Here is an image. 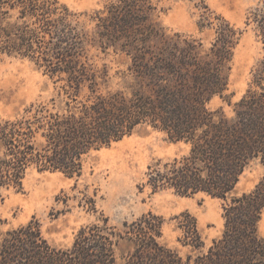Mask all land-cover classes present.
I'll return each instance as SVG.
<instances>
[{"label":"trees","instance_id":"1","mask_svg":"<svg viewBox=\"0 0 264 264\" xmlns=\"http://www.w3.org/2000/svg\"><path fill=\"white\" fill-rule=\"evenodd\" d=\"M155 0H108L103 9L78 13L60 0H0V61L4 55L29 59L55 85L48 102L0 119V188L21 191L32 170L79 177L85 159L152 127L188 152L150 165L153 193L172 190L183 197L205 194L223 201L224 229L205 251L195 216L175 217L182 255L162 243L165 220L148 212L118 229L103 223L81 228L72 248L57 250L39 223L8 233L0 264H264V176L248 192L237 187L254 164L264 169V1L247 18L263 47L252 83L232 103L229 92L235 50L243 36L202 0L200 32L168 34ZM103 55L125 59L121 88L112 87ZM217 97L232 106L213 109ZM88 204V203H87ZM93 210L96 209L93 207Z\"/></svg>","mask_w":264,"mask_h":264},{"label":"rangeland","instance_id":"2","mask_svg":"<svg viewBox=\"0 0 264 264\" xmlns=\"http://www.w3.org/2000/svg\"><path fill=\"white\" fill-rule=\"evenodd\" d=\"M78 13H93L103 9L108 0H60ZM202 0H155L158 19L168 34L195 35L205 44L213 39V31L200 32ZM264 0H205L210 9L223 15L243 31L233 59L228 94L231 101H239L250 88L253 74L263 54V47L253 26H247L249 13ZM125 59L103 55L96 58L102 66L111 67L112 87L121 88L118 70H126ZM55 94L50 78L29 59L4 55L0 61V119L11 118L31 104L48 102ZM213 109L223 107L230 114L232 106L217 97ZM184 143L171 142L152 127H139L134 134L108 148L94 152L85 159L79 177L61 172L40 173L32 170L23 189L0 188V251L9 232L39 223L41 234L57 250L72 248L81 228L103 223L104 217L118 229L143 214L153 212L164 218L162 243L176 248L182 255L191 252L178 242L181 232L175 217L185 212L196 217L205 241V251L213 240L221 237L224 229L223 201L205 194L193 197L177 195L172 190L153 193L147 185L150 165L169 161L188 152ZM264 176V169L254 164L243 175L237 191L252 190ZM88 203V204H87ZM95 208L93 210L92 208ZM259 234L264 237V212L259 223ZM118 261L122 264L121 251Z\"/></svg>","mask_w":264,"mask_h":264}]
</instances>
